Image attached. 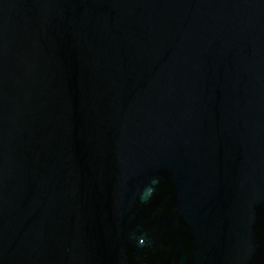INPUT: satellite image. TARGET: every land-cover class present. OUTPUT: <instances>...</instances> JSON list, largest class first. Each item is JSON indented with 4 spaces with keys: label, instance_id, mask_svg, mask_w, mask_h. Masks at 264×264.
Wrapping results in <instances>:
<instances>
[{
    "label": "water",
    "instance_id": "1",
    "mask_svg": "<svg viewBox=\"0 0 264 264\" xmlns=\"http://www.w3.org/2000/svg\"><path fill=\"white\" fill-rule=\"evenodd\" d=\"M0 264H264V0H0Z\"/></svg>",
    "mask_w": 264,
    "mask_h": 264
}]
</instances>
